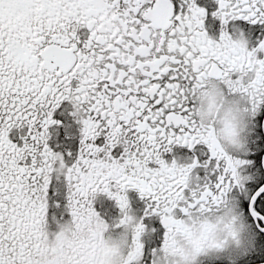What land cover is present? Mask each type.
Returning a JSON list of instances; mask_svg holds the SVG:
<instances>
[{"label":"snow or ice","instance_id":"6c2138e0","mask_svg":"<svg viewBox=\"0 0 264 264\" xmlns=\"http://www.w3.org/2000/svg\"><path fill=\"white\" fill-rule=\"evenodd\" d=\"M0 264H264V0H0Z\"/></svg>","mask_w":264,"mask_h":264}]
</instances>
